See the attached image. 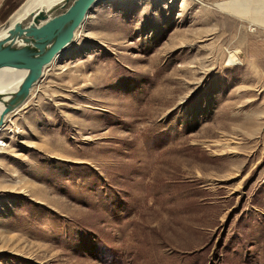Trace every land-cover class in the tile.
<instances>
[{
    "label": "rangeland",
    "instance_id": "374dc122",
    "mask_svg": "<svg viewBox=\"0 0 264 264\" xmlns=\"http://www.w3.org/2000/svg\"><path fill=\"white\" fill-rule=\"evenodd\" d=\"M90 13L0 132V264H264V0Z\"/></svg>",
    "mask_w": 264,
    "mask_h": 264
},
{
    "label": "water",
    "instance_id": "95a60500",
    "mask_svg": "<svg viewBox=\"0 0 264 264\" xmlns=\"http://www.w3.org/2000/svg\"><path fill=\"white\" fill-rule=\"evenodd\" d=\"M98 2L74 0L53 25L32 28L28 32L14 31L0 38V69H29L28 76L15 92H0V101L4 103L0 126L4 125L7 115L26 101L43 69L73 43L75 32Z\"/></svg>",
    "mask_w": 264,
    "mask_h": 264
},
{
    "label": "bare ground",
    "instance_id": "6f19581e",
    "mask_svg": "<svg viewBox=\"0 0 264 264\" xmlns=\"http://www.w3.org/2000/svg\"><path fill=\"white\" fill-rule=\"evenodd\" d=\"M73 1L74 0H26L0 26V38L14 31L28 32L32 28L45 26L47 24H50V26L53 25L60 16H63L64 13H66V11L69 9ZM100 1L101 0H99V2ZM90 18H91V13L89 12L85 20L82 22L80 27L75 32L74 41L77 39L79 35V30L83 27V24ZM64 50L61 53H59L52 60V62L43 69V74L41 78L32 88L31 92L34 90L36 85L43 79V77L47 74V70H48L47 68L57 62V60L64 52ZM228 63L236 64V65L240 63L236 51L229 53ZM28 74H29V69H16V68L0 69V92H10V93L15 92L19 88L21 83L25 80V78L28 76ZM5 98L7 99L8 97ZM3 108H4V103L0 101V115L2 113ZM18 110L19 108L15 109L13 112H11L9 115L5 117V123L4 125L0 126V132H2L3 129L5 128L8 121V117L10 115L16 114ZM2 144L3 143L0 141V146Z\"/></svg>",
    "mask_w": 264,
    "mask_h": 264
},
{
    "label": "trees",
    "instance_id": "16d2710c",
    "mask_svg": "<svg viewBox=\"0 0 264 264\" xmlns=\"http://www.w3.org/2000/svg\"><path fill=\"white\" fill-rule=\"evenodd\" d=\"M24 1H22V0L15 1L14 0L10 5H8L7 11L4 13V16L2 17V21L4 22L5 20H7V18L11 14H13L18 9V7L24 3Z\"/></svg>",
    "mask_w": 264,
    "mask_h": 264
},
{
    "label": "built area",
    "instance_id": "2783aa9c",
    "mask_svg": "<svg viewBox=\"0 0 264 264\" xmlns=\"http://www.w3.org/2000/svg\"><path fill=\"white\" fill-rule=\"evenodd\" d=\"M262 181L264 182V175H263V179H262Z\"/></svg>",
    "mask_w": 264,
    "mask_h": 264
},
{
    "label": "crops",
    "instance_id": "0c3cea01",
    "mask_svg": "<svg viewBox=\"0 0 264 264\" xmlns=\"http://www.w3.org/2000/svg\"><path fill=\"white\" fill-rule=\"evenodd\" d=\"M9 17H10V16H9ZM9 17H8V18H9ZM1 25H2V24H1ZM1 25H0V26H1Z\"/></svg>",
    "mask_w": 264,
    "mask_h": 264
}]
</instances>
